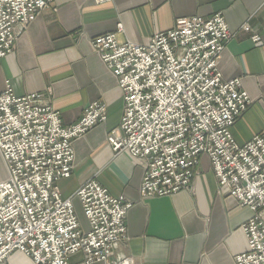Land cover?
<instances>
[{
    "label": "built area",
    "instance_id": "obj_1",
    "mask_svg": "<svg viewBox=\"0 0 264 264\" xmlns=\"http://www.w3.org/2000/svg\"><path fill=\"white\" fill-rule=\"evenodd\" d=\"M51 2L0 0V57ZM242 29L250 31L248 25ZM231 36L216 12L177 18L146 44L120 42L106 33L91 45L123 94L120 122L107 142L114 153L127 151L142 162L141 198L190 190L205 155L219 190L252 212L240 226L247 250L235 255V264H264V132L243 144L231 135L250 103L240 79L224 80L218 70ZM251 40L259 37L252 34ZM105 119L106 105L99 100L63 125L45 93L16 95L8 83L0 91V158L7 172L0 181V264L15 251L33 264H68L78 252L82 264H133L130 256L113 253L126 237L131 203L110 195L95 179L85 181L74 192L88 223L83 229L71 197L64 198L56 184L72 172V142Z\"/></svg>",
    "mask_w": 264,
    "mask_h": 264
},
{
    "label": "crops",
    "instance_id": "obj_2",
    "mask_svg": "<svg viewBox=\"0 0 264 264\" xmlns=\"http://www.w3.org/2000/svg\"><path fill=\"white\" fill-rule=\"evenodd\" d=\"M216 12L232 33L218 70L224 80L239 78L250 99L230 128L233 139L243 144L264 132V0H52L17 34L13 50L0 57V91L8 83L16 95L45 93L63 125L76 122L92 101L106 105L105 121L72 142V172L56 184L64 198L71 197L83 229L88 223L74 192L85 181L95 179L110 195L131 203L126 237L113 253L130 256L133 264H235V255L247 250L240 226L252 212L219 190L205 155L190 190L141 198L142 162L127 151L114 153L107 142L108 132L120 122L123 94L91 41L115 33L120 42L146 44L154 33L171 29L177 18ZM82 261L80 252L68 258V264ZM7 264L33 263L15 251Z\"/></svg>",
    "mask_w": 264,
    "mask_h": 264
},
{
    "label": "rangeland",
    "instance_id": "obj_3",
    "mask_svg": "<svg viewBox=\"0 0 264 264\" xmlns=\"http://www.w3.org/2000/svg\"><path fill=\"white\" fill-rule=\"evenodd\" d=\"M7 178V172L5 165L2 160H0V181H4Z\"/></svg>",
    "mask_w": 264,
    "mask_h": 264
}]
</instances>
